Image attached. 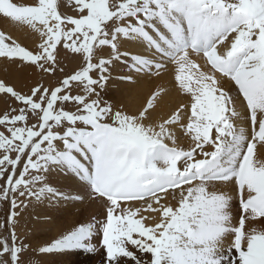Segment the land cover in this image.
<instances>
[{
  "label": "snow or ice",
  "instance_id": "1",
  "mask_svg": "<svg viewBox=\"0 0 264 264\" xmlns=\"http://www.w3.org/2000/svg\"><path fill=\"white\" fill-rule=\"evenodd\" d=\"M0 15L39 35L30 50L0 32L19 70L55 75L61 50L80 57L51 86L0 81L16 105L0 114V264L100 249L105 264H264V0H0ZM170 65L187 103L164 85L131 111L105 99L115 80L133 101ZM61 174L72 191L54 186ZM85 199L102 218L35 247L18 237L25 214L43 227L46 204Z\"/></svg>",
  "mask_w": 264,
  "mask_h": 264
},
{
  "label": "bare ground",
  "instance_id": "2",
  "mask_svg": "<svg viewBox=\"0 0 264 264\" xmlns=\"http://www.w3.org/2000/svg\"><path fill=\"white\" fill-rule=\"evenodd\" d=\"M15 3L23 4V5H32L36 2V0H14ZM62 11L71 12L70 8L62 7ZM0 32H3L6 36L10 37L11 40H15L21 46L26 47L27 49L34 50L38 44L40 43V38L37 33H35L32 29H30L26 25H21L17 23L11 22L8 18H4L0 15ZM61 57L64 60H77L78 56H75L70 53H65L61 50L58 58ZM71 67V68H70ZM75 67L74 63L69 64L68 69H73ZM175 75H176V68L175 66L170 65L168 67V71L162 73V79H157L156 77H152L151 79L145 78L142 80L138 85L134 86V93L136 97L133 101H128L122 95L123 84L121 82H113L110 83L108 88V95L106 96L110 102L121 101L128 107L129 111L134 110L135 107H138L139 104L145 102V98L149 95L150 92L155 91L158 85H164L170 89H172V101L174 103L178 102H185L187 103L188 99L183 94L178 95L175 91ZM113 76H116V73H113ZM0 81L5 82L9 86H13L16 90L21 92H28L31 87L41 82L44 86H51V75L38 72L32 68H25L24 70H19L17 65H12L5 61L3 58H0ZM12 100H6L3 94H0V114H2L5 110H10L11 106L9 103H12ZM15 106V104H14ZM180 143L187 147L188 146V138H183L180 140ZM55 179L58 182H65L68 184H72V181L65 180L63 176H56ZM82 194V193H81ZM169 203H173L170 199ZM69 203H65L62 207L53 209L52 213L54 214V218L56 219L55 224H57V228L55 229L54 234L52 235L51 239L57 237L60 234L65 222L66 224L70 223L71 221L67 220L69 217H75L76 221L79 223H86L88 222L89 218L95 213L96 209L100 210L99 216H101V210H103L102 206L98 205L96 202L85 199V206L81 202H75L74 206L71 209H77L76 212L70 211L69 209L66 210V205L68 206ZM71 205V204H70ZM238 202L236 199L233 200L232 212L233 215H236L239 212V208L236 206ZM84 207V208H83ZM101 207V208H100ZM97 211V210H96ZM70 216H69V215ZM97 214V213H96ZM69 216V217H68ZM99 218V217H98ZM52 220L44 225L43 227H38L37 225L34 226L33 233L36 244L42 243L46 241V238L42 237V232L44 228H49L52 226ZM74 226L71 225V228ZM73 254V253H69ZM95 256V255H93ZM92 256V257H93ZM73 257V256H72ZM71 255L64 256L63 262L64 264L70 262L72 260Z\"/></svg>",
  "mask_w": 264,
  "mask_h": 264
},
{
  "label": "rangeland",
  "instance_id": "3",
  "mask_svg": "<svg viewBox=\"0 0 264 264\" xmlns=\"http://www.w3.org/2000/svg\"><path fill=\"white\" fill-rule=\"evenodd\" d=\"M70 11L71 12H67V11H62V12L66 13V14H74L73 9L70 8ZM58 61H59V67H62L64 69V73H71L74 70H76L77 67H78V65L80 64V57L78 56L77 57V60H74V61L64 60L61 57H59L58 58ZM71 63H74L75 64V67L70 70L71 67L69 69H68V67H69V64H71ZM64 73H61V72L57 71L55 73V75H51V79L53 80V82H51V85H54L57 82V80L61 79L63 77V74ZM38 83L41 84V82H38ZM35 85H36V83H35ZM105 99H108V98L105 96ZM9 105L11 107H15L16 106V105L14 106V103L13 102L12 103H9ZM31 122L32 121H30V123ZM59 176H63V174H61ZM55 177L56 176L53 177L54 186L61 187L65 191H72L73 190V187H74L73 184H68V183H65V182H58L55 179ZM0 183H2V181H0ZM77 202H79V201H76V203ZM172 202L175 203L174 201H172ZM74 203L75 202H69L68 206L67 205L65 206L66 207V210H68L70 208L68 210L69 211V214H70V211H73V212L75 211L76 212V210H77V209H71L74 206ZM96 203L98 205H100L99 202H96ZM83 204L85 206V201L83 202ZM62 205L57 206L55 209L62 207ZM236 206L239 208L238 205H236ZM44 209L46 210V214H47V218H48L49 222L52 220V218H53V221H54L52 223V226L51 227L44 228L43 232L41 233L42 234V237L47 239L46 241H49L50 242L51 240H53L55 238H58L61 233L65 232L67 230H70L71 229V225L75 227V226H79V224L82 223V222L81 223L77 222L76 219H75V217H69L70 215L68 214L69 215L68 216L69 218H67V220L68 221L70 220L71 221V224L70 223L66 224V222H65L62 230L60 231V234L57 237L51 239L52 235L55 232V229L57 228V224H55L56 219L54 218V214L52 213L53 208H50L46 204L44 206ZM96 210L94 211L95 213L89 218L88 222L90 221V219L93 216H96L97 218L99 217L98 219L102 218V216H99L100 210L99 209H96ZM7 211H8V206L6 204L0 203V221H2L6 217ZM29 211H31V209H29ZM101 212H103V210H101ZM34 218L35 217H29L27 214H25L24 217H23V219L21 220L20 226H18V228H17L16 231H17L18 237L25 239V242L26 243H30V244H32L35 247L37 244H36V241H35V238H34V234H32L33 233V230H34V226H35V224H33V222H32ZM98 240H99V237H96V238H94V241L93 242L94 243H98ZM72 253L73 254H68V255H71V257L73 256L72 257V260L70 262L66 263V264H105V253H104V251L102 249L98 250L94 254L95 256H93L92 254H86V253H84L82 251H77V252H72ZM148 258L149 257H145V259H148ZM121 264H127V261L125 259H122L121 260Z\"/></svg>",
  "mask_w": 264,
  "mask_h": 264
}]
</instances>
